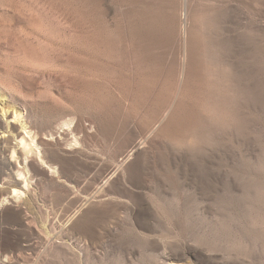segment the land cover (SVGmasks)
I'll return each mask as SVG.
<instances>
[{
	"label": "rangeland",
	"instance_id": "obj_1",
	"mask_svg": "<svg viewBox=\"0 0 264 264\" xmlns=\"http://www.w3.org/2000/svg\"><path fill=\"white\" fill-rule=\"evenodd\" d=\"M0 203V264H264V0H0Z\"/></svg>",
	"mask_w": 264,
	"mask_h": 264
},
{
	"label": "bare ground",
	"instance_id": "obj_2",
	"mask_svg": "<svg viewBox=\"0 0 264 264\" xmlns=\"http://www.w3.org/2000/svg\"><path fill=\"white\" fill-rule=\"evenodd\" d=\"M6 115H7V113H4V116H6ZM19 118H20L19 115H17V114L14 115V120H19ZM14 120H12L10 123H16V122H14ZM19 126H20V133H24L26 135V137L30 136L31 132L28 130V126L26 123H24L21 120L19 123ZM16 129H17V127H16ZM20 144L27 145L25 137L21 138ZM14 184L20 186V189L14 188L11 197H15L17 195L24 194L23 190H27L29 188V185H30L28 182V178L25 177L24 174H22V173L18 174V179L15 180Z\"/></svg>",
	"mask_w": 264,
	"mask_h": 264
}]
</instances>
